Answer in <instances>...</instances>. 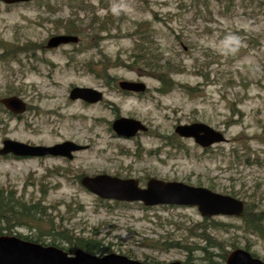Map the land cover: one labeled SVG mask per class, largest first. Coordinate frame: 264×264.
<instances>
[{
    "label": "rangeland",
    "instance_id": "1",
    "mask_svg": "<svg viewBox=\"0 0 264 264\" xmlns=\"http://www.w3.org/2000/svg\"><path fill=\"white\" fill-rule=\"evenodd\" d=\"M263 5L264 0H36L8 6L0 0V99L14 96L26 105L18 116L0 105V147L6 139L86 147L71 160L0 157V193L39 203L45 207L41 230L52 224L56 233L95 240L107 249L103 255L161 264H187L188 257L189 263L207 264L210 257L220 263L218 249L191 251L205 246L199 233L207 225L211 242L226 256L235 246L264 262V236L243 232L236 218L208 219L223 225L212 229L195 208L101 200L79 184L82 176L101 174L132 178L140 187L149 179L180 182L233 193L245 205L264 209V167L244 161L264 151ZM67 25L81 31V43L45 49L48 38L65 34ZM138 41L168 66L173 86L167 93L145 65L132 64L140 56ZM120 80L142 82L146 92L123 94L116 86ZM73 87L100 91L103 101H70ZM119 118L148 130L118 137L111 124ZM193 123L221 132L226 141L202 149L174 134L175 126ZM35 231L19 227L1 235ZM173 242L181 247L169 246Z\"/></svg>",
    "mask_w": 264,
    "mask_h": 264
},
{
    "label": "water",
    "instance_id": "2",
    "mask_svg": "<svg viewBox=\"0 0 264 264\" xmlns=\"http://www.w3.org/2000/svg\"><path fill=\"white\" fill-rule=\"evenodd\" d=\"M5 5H15L36 0H1ZM78 37L72 35H54L46 42L47 49H55L62 45L76 44ZM118 87L123 91L142 93L146 86L138 81L121 80ZM69 100H80L88 104L100 102L103 95L91 88L74 87L68 95ZM0 105L12 115L18 116L26 111L25 103L17 97L0 99ZM112 131L116 136L129 139L139 132H146L147 127L134 119L119 118L112 122ZM174 134L182 139H192L194 144L207 149L226 141L224 135L202 123L177 125ZM86 147L65 141L53 146H31L28 144L3 140L0 157L11 155L17 158L63 157L67 160L73 154ZM79 184L89 193L101 200L116 202L141 203L144 207L176 206L195 208L202 218L232 217L240 219L244 213V202L215 193L202 187H193L180 182H164L149 179L144 188L139 187L135 179H119L109 175L82 176ZM0 264H161L145 263L131 260L117 254L103 256L92 255L81 249L68 254L54 246H43L38 243L22 240L16 236H0ZM165 264H183L174 261ZM194 264V263H187ZM224 264H264L249 252L235 249L227 254Z\"/></svg>",
    "mask_w": 264,
    "mask_h": 264
},
{
    "label": "trees",
    "instance_id": "3",
    "mask_svg": "<svg viewBox=\"0 0 264 264\" xmlns=\"http://www.w3.org/2000/svg\"><path fill=\"white\" fill-rule=\"evenodd\" d=\"M264 6V5H263ZM65 34L68 35H81V31L79 32L74 26L67 25L64 30ZM136 44V50L139 52L140 56H136L133 59L134 65H145L148 68V75L156 79L161 87L160 92L163 94L167 93L169 89L173 86V81L170 78V73L167 65H162L158 59L154 58L152 53L149 52L148 48L143 49V41H138ZM131 68V66H130ZM98 76L101 77V74L98 73ZM1 107V106H0ZM259 144L264 146V140L259 141ZM248 165H257L259 167H264V151L261 156H257L256 158L251 159L248 157L244 160ZM251 163V164H249ZM231 197H234V194H230ZM254 206V205H252ZM44 208L39 203L28 204L22 201L19 198H15L12 193H0V235L2 231H6L10 233L14 228H32L36 229L34 233L30 234L31 236H22L16 235V237L39 243L44 246H55L60 248L61 250L71 253L74 248H78L83 250L86 253L92 255H103L108 253L106 248L100 246L98 242L95 240L87 239V238H73L71 235H67V233H56L52 224H50V230H44L40 228L44 220ZM211 219V218H210ZM243 224V232H247L253 234L257 237L264 236V209H259V207H251L244 204V213L242 218L238 219ZM210 222L212 225V229H221L223 226L220 223H216L212 220H205V223ZM49 224V223H48ZM211 227V226H210ZM207 225L203 227L202 232L199 233V237L205 242V246H195L191 251H201L202 253L207 254L210 249H218L222 252L219 255V258L224 261L226 258V251L221 250V245L216 242H211L210 235L208 232ZM59 237V239H57ZM207 244V245H206ZM209 245V246H208ZM169 246L172 248H180L181 245L179 243H171ZM237 247L233 246L235 250ZM253 256V255H252ZM193 261L191 257H188L186 263ZM215 261L213 258H207V264H221Z\"/></svg>",
    "mask_w": 264,
    "mask_h": 264
},
{
    "label": "flooded vegetation",
    "instance_id": "4",
    "mask_svg": "<svg viewBox=\"0 0 264 264\" xmlns=\"http://www.w3.org/2000/svg\"><path fill=\"white\" fill-rule=\"evenodd\" d=\"M61 35V34H60ZM64 35H66V34H64ZM68 35V34H67ZM52 36H54V35H52ZM72 36H74V35H72ZM76 37H78V36H76ZM50 38V37H49ZM78 39H79V41L76 43V44H67V45H62V46H78L80 43H81V39L78 37ZM47 42V41H46ZM62 46H59V47H62ZM58 47V48H59ZM44 48L45 49H47L46 48V43H45V46H44ZM58 48H55V49H58ZM55 49H47V50H55ZM119 82V81H118ZM118 82H117V89H118V91L119 92H121V93H123V94H127V95H140V94H144L145 92H146V90L144 91V92H142V93H135V92H128V91H123V90H121L119 87H118ZM109 85V84H108ZM74 88V87H73ZM70 92V91H69ZM102 93V92H101ZM102 95H103V93H102ZM75 101H77V100H75ZM78 101H80V100H78ZM101 101H103V98H102V100ZM100 101V102H101ZM81 102H83V101H81ZM83 103H85V102H83ZM99 103V102H98ZM86 104H88V103H86ZM97 104V103H96ZM88 105H93V104H88ZM140 133V132H139ZM138 134V133H137ZM7 157H10V156H7ZM47 157H50V156H47ZM53 158H62V159H65V158H63V157H53ZM67 160V159H66ZM112 177H115V176H112ZM116 178H118V177H116ZM119 179H125V178H119ZM129 179H132V178H129ZM139 184V183H138Z\"/></svg>",
    "mask_w": 264,
    "mask_h": 264
},
{
    "label": "clouds",
    "instance_id": "5",
    "mask_svg": "<svg viewBox=\"0 0 264 264\" xmlns=\"http://www.w3.org/2000/svg\"><path fill=\"white\" fill-rule=\"evenodd\" d=\"M232 39H238L237 37H232Z\"/></svg>",
    "mask_w": 264,
    "mask_h": 264
}]
</instances>
